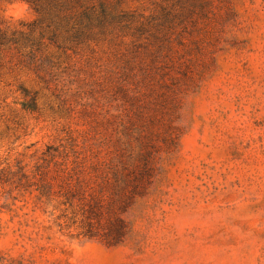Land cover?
<instances>
[{
    "label": "rangeland",
    "instance_id": "obj_1",
    "mask_svg": "<svg viewBox=\"0 0 264 264\" xmlns=\"http://www.w3.org/2000/svg\"><path fill=\"white\" fill-rule=\"evenodd\" d=\"M0 264H264V0H0Z\"/></svg>",
    "mask_w": 264,
    "mask_h": 264
},
{
    "label": "clouds",
    "instance_id": "obj_2",
    "mask_svg": "<svg viewBox=\"0 0 264 264\" xmlns=\"http://www.w3.org/2000/svg\"><path fill=\"white\" fill-rule=\"evenodd\" d=\"M9 15L16 17L17 19L23 18V10L20 5H16L12 11H10Z\"/></svg>",
    "mask_w": 264,
    "mask_h": 264
},
{
    "label": "trees",
    "instance_id": "obj_3",
    "mask_svg": "<svg viewBox=\"0 0 264 264\" xmlns=\"http://www.w3.org/2000/svg\"><path fill=\"white\" fill-rule=\"evenodd\" d=\"M29 1H31V2H33V3L37 2V0H29Z\"/></svg>",
    "mask_w": 264,
    "mask_h": 264
}]
</instances>
